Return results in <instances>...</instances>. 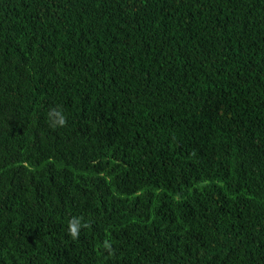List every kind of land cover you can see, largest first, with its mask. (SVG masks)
Instances as JSON below:
<instances>
[{
  "label": "trees",
  "instance_id": "obj_1",
  "mask_svg": "<svg viewBox=\"0 0 264 264\" xmlns=\"http://www.w3.org/2000/svg\"><path fill=\"white\" fill-rule=\"evenodd\" d=\"M0 264H264V0H0Z\"/></svg>",
  "mask_w": 264,
  "mask_h": 264
},
{
  "label": "clouds",
  "instance_id": "obj_2",
  "mask_svg": "<svg viewBox=\"0 0 264 264\" xmlns=\"http://www.w3.org/2000/svg\"><path fill=\"white\" fill-rule=\"evenodd\" d=\"M48 119L51 122L52 127H63L66 124V117L59 109L51 110L48 113ZM85 225L82 224L81 218L73 217L68 221V235L72 239H76L80 233V230Z\"/></svg>",
  "mask_w": 264,
  "mask_h": 264
}]
</instances>
